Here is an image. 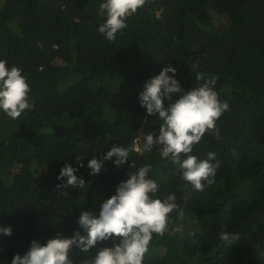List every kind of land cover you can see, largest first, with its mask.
Wrapping results in <instances>:
<instances>
[{
	"label": "trees",
	"instance_id": "trees-1",
	"mask_svg": "<svg viewBox=\"0 0 264 264\" xmlns=\"http://www.w3.org/2000/svg\"><path fill=\"white\" fill-rule=\"evenodd\" d=\"M103 2L0 0V60L22 70L34 105L17 119L0 111V228L11 229L0 232V264L26 254L33 240L84 235L80 213L98 215L145 164L160 185L156 196L174 194L179 207L165 234H153L143 264H264V0H147L114 42L98 32ZM167 66L184 91L203 83L197 73L216 76L214 90L229 104L193 146L198 159L213 152L212 163H220L203 191L182 180L158 148H132L159 134L162 121L140 106L139 93ZM114 145L130 148L127 161L103 160L91 175L88 161ZM66 164L83 188L57 187L66 183L57 179ZM225 231L239 236L231 246L221 239ZM95 252L74 246L69 257L79 264Z\"/></svg>",
	"mask_w": 264,
	"mask_h": 264
},
{
	"label": "clouds",
	"instance_id": "clouds-1",
	"mask_svg": "<svg viewBox=\"0 0 264 264\" xmlns=\"http://www.w3.org/2000/svg\"><path fill=\"white\" fill-rule=\"evenodd\" d=\"M146 3L147 0H104L99 5V15L105 19L99 25L98 32L114 42L116 34L127 27V17ZM175 72V68L167 66L145 81L143 91L139 93L140 106L148 115L158 114L162 123L158 135H143L142 146L137 139L132 148L144 153L158 148L161 158H170L177 166L182 180L189 182L195 190L203 191L205 182L209 185L214 183L213 178L220 163H212L216 155L213 152L207 154V159H198L191 154L193 146L201 141L207 131L216 128V121L230 108L214 90L216 76L206 78L204 73H197L195 80L203 83L184 91L173 78ZM30 91L22 70L16 66L9 68L6 60H0V111L17 119L34 106L29 98ZM172 94H179L174 101ZM165 99L169 100L167 107L164 105ZM129 151L130 148L114 145L102 160L92 158L88 161L90 174H98L103 160L112 157L116 158L115 166L120 167L129 158ZM76 171V168L66 164L57 177L58 180L66 177V183L57 187L83 188L85 182L75 175ZM150 171L151 166L145 164L129 173V178L116 186L115 194L101 203L98 215L81 212L78 224L84 235L77 231L71 238H62L57 234L45 245L33 240L27 253L15 255L11 264H73L69 252L74 246L81 252L96 249L94 256L81 259L79 264H143L153 234H165L170 214L179 207L174 194H169L163 200L156 196L160 185L149 177ZM179 215L182 217L183 211ZM0 232L11 235L10 227L0 228ZM113 238H117L118 242L111 247H97L98 243ZM221 239L231 246L239 236L225 231Z\"/></svg>",
	"mask_w": 264,
	"mask_h": 264
},
{
	"label": "rangeland",
	"instance_id": "rangeland-1",
	"mask_svg": "<svg viewBox=\"0 0 264 264\" xmlns=\"http://www.w3.org/2000/svg\"><path fill=\"white\" fill-rule=\"evenodd\" d=\"M224 79L228 82H230L231 84H234L235 80H236V76H225Z\"/></svg>",
	"mask_w": 264,
	"mask_h": 264
}]
</instances>
